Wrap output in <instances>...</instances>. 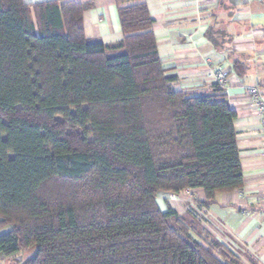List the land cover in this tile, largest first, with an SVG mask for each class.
I'll use <instances>...</instances> for the list:
<instances>
[{"label": "trees", "instance_id": "obj_1", "mask_svg": "<svg viewBox=\"0 0 264 264\" xmlns=\"http://www.w3.org/2000/svg\"><path fill=\"white\" fill-rule=\"evenodd\" d=\"M115 3L122 38L106 44L85 36L91 2L0 0V254L34 250L21 264H242L156 201L201 188L208 206L242 188L225 89H174L146 2ZM213 34L220 51L225 37ZM230 63L243 78L245 62Z\"/></svg>", "mask_w": 264, "mask_h": 264}, {"label": "crops", "instance_id": "obj_2", "mask_svg": "<svg viewBox=\"0 0 264 264\" xmlns=\"http://www.w3.org/2000/svg\"><path fill=\"white\" fill-rule=\"evenodd\" d=\"M79 1L92 3L83 12L89 41L113 44L122 38L115 0ZM144 1L153 18L162 66L176 76L174 89L194 95L211 93L212 74L226 71L225 93L236 112L233 125L243 173L240 190L217 192L208 206L200 204L204 194L196 188L189 194L159 193L158 207L166 211L169 205L186 222L208 229L236 252L242 264H264V152L259 116L244 91L246 86H256L264 94V0ZM209 29L225 37L220 51L207 38ZM234 58L247 65L243 78L231 69ZM10 258L0 254V264H10Z\"/></svg>", "mask_w": 264, "mask_h": 264}, {"label": "built area", "instance_id": "obj_3", "mask_svg": "<svg viewBox=\"0 0 264 264\" xmlns=\"http://www.w3.org/2000/svg\"><path fill=\"white\" fill-rule=\"evenodd\" d=\"M227 75L225 70H218L212 74V81L216 82L220 88L227 87ZM247 95L248 102L254 108V111L259 116V123L261 127V146L264 152V94L256 86H246L244 88ZM192 189L185 188L180 193L189 194Z\"/></svg>", "mask_w": 264, "mask_h": 264}, {"label": "rangeland", "instance_id": "obj_4", "mask_svg": "<svg viewBox=\"0 0 264 264\" xmlns=\"http://www.w3.org/2000/svg\"><path fill=\"white\" fill-rule=\"evenodd\" d=\"M7 228H8V226H6L5 228H3L1 231L6 230ZM1 231H0V232H1ZM33 252H34V250H31V251H28V252H26V253H22V252H20V253L14 255V256H10V257H11V258L9 259L10 264H21L22 261H23V256H24L25 258H27V257L30 256Z\"/></svg>", "mask_w": 264, "mask_h": 264}]
</instances>
